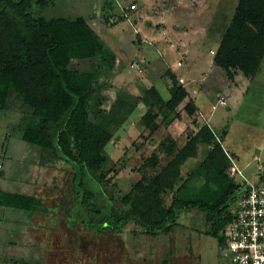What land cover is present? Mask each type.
<instances>
[{"label":"rangeland","instance_id":"obj_1","mask_svg":"<svg viewBox=\"0 0 264 264\" xmlns=\"http://www.w3.org/2000/svg\"><path fill=\"white\" fill-rule=\"evenodd\" d=\"M49 1L48 5L37 4L36 13L48 18L82 16L116 55L114 69L101 70L104 107L110 109L122 97L136 103L152 85L169 99L172 80L168 69L172 65L179 77L192 75L193 86L199 92L194 93L186 81L189 95L208 109V121L203 115L202 121L216 130L244 173L254 175L253 156L260 154L264 158V58L258 75L251 81L240 71L230 78L215 62L209 66L203 56L210 59L215 55L211 48L218 47L236 10L264 31V0ZM131 3H136L137 8L129 15L123 14V4ZM178 60L185 65L177 66ZM135 61L143 71L131 67ZM189 62L193 67L186 73ZM93 63L92 59L74 60V65L82 70L92 68ZM237 95L239 99L229 103ZM186 102L187 98L179 106L181 121L162 122L154 133L141 120L148 109L142 101L118 128L112 122L107 129L92 123L86 143L88 155L103 150L109 157L106 166L112 171V182L123 191L128 190L144 173H155L167 163L198 127V113L187 114ZM21 103L14 94L9 108L0 112V187L24 191L25 186L28 192L41 196L47 212L0 205V264H140V255L148 250L142 239L154 237L138 233L141 226L134 221L125 226L128 242L110 232L97 236L83 224V216H78L81 212L72 167L63 161L42 164L38 150L20 137L17 123L23 113ZM158 120L162 121L161 115ZM208 149V145L200 144L198 155L182 166L184 173L192 171ZM154 156L160 158L157 167L150 160ZM88 185L98 191L100 204L105 207L113 187L100 189L89 180ZM165 200L171 201L170 193ZM208 228L203 212L192 208L181 211L177 228L170 236L161 234L156 239L159 245L170 242L168 251H174L172 264H230L223 246L206 232ZM161 250L158 252L163 254Z\"/></svg>","mask_w":264,"mask_h":264},{"label":"trees","instance_id":"obj_2","mask_svg":"<svg viewBox=\"0 0 264 264\" xmlns=\"http://www.w3.org/2000/svg\"><path fill=\"white\" fill-rule=\"evenodd\" d=\"M49 3L0 0V111L9 108L12 95L21 99L23 113L17 123L20 137L38 150L42 164L63 161L72 167L79 203L86 210L82 219L96 233H120L134 221L147 234L158 235L177 226L181 211L199 208L209 225L206 232L222 246V230L233 217L231 202L238 183L228 173L229 155L233 153L207 122L199 124L158 171L144 173L126 191L112 182V171L106 166L109 157L103 150L88 155L86 143L92 123L103 129L112 122L118 128L143 101L148 109L141 120L154 133L162 122L171 124L181 119L179 106L189 96L187 87L168 69L172 80L169 99L153 85L136 103L117 98L107 109L101 96V70L114 69L116 55L82 16L48 18L36 13L37 4ZM123 11L128 15L132 9ZM263 57L264 31L236 10L215 52V64L230 78L238 71L252 77ZM75 59H92L94 63L92 68L82 70L74 65ZM184 110L194 115L198 106L190 98ZM200 144L209 146L205 157L192 171L184 173L182 166L198 155ZM150 160L159 166L160 158ZM88 180L100 189L113 187L105 207ZM168 193L169 203L165 200ZM0 205L30 212L43 209L37 195L1 187Z\"/></svg>","mask_w":264,"mask_h":264},{"label":"built area","instance_id":"obj_3","mask_svg":"<svg viewBox=\"0 0 264 264\" xmlns=\"http://www.w3.org/2000/svg\"><path fill=\"white\" fill-rule=\"evenodd\" d=\"M135 8L136 3L123 6L126 11ZM131 66L138 64L133 62ZM229 156L228 173L238 188L231 202L233 217L222 230V246L230 264H264V158L260 154L253 156L256 171L250 177Z\"/></svg>","mask_w":264,"mask_h":264},{"label":"crops","instance_id":"obj_4","mask_svg":"<svg viewBox=\"0 0 264 264\" xmlns=\"http://www.w3.org/2000/svg\"><path fill=\"white\" fill-rule=\"evenodd\" d=\"M123 6H124V4H123ZM122 11H123V9H122ZM124 12V11H123ZM129 15V14H128ZM220 43V42H219ZM218 46H219V44H218ZM218 48V47H217ZM217 48H211V52H216L215 50L217 49ZM206 60H207V64H209V66H210V63H213L214 64V55H213V57H210V59L209 58H207V56L205 55V56H203ZM264 58V57H263ZM263 61V60H262ZM190 62L192 63L193 62V60L191 61L190 60ZM186 63V65L188 66V68H187V70H185L186 71V73H187V71H188V69H190L191 67H193V64H191V63ZM135 63H137L138 64V66L137 67H134V69H136V68H138L139 69V71H143V67L141 66V64L139 63V62H137V61H135ZM184 66L185 65V63H183L182 61H179L178 60V62H177V66ZM132 67V66H131ZM133 68V67H132ZM169 69L172 71V72H174L176 75H177V77L179 78V79H181L182 80V82L184 83V85L187 87L188 85L186 84V81L191 85V87L194 89L193 90V92L195 93V92H199V90L197 91L194 87L195 86H193L194 85V83H193V81L192 80H194L193 79V77H192V75H190V74H188V75H184V77H179L178 76V74L176 73V71L173 69V67H172V65L171 66H169ZM260 69H261V66H260ZM260 69L258 70V72L254 75V76H252V77H250V79H251V81H253L254 79L253 78H255L257 75H258V73H259V71H260ZM190 72H192V71H189L188 73H190ZM242 73V72H241ZM237 74V73H236ZM236 74H235V76H236ZM240 74V73H239ZM243 74V73H242ZM190 75V76H189ZM248 77V76H247ZM184 78V79H183ZM195 78H198V77H195ZM250 79H248V80H250ZM196 80V79H195ZM200 79L198 78L197 79V81H199ZM234 84L236 85V87L238 88V83H235L234 82ZM153 86V85H152ZM156 86V85H155ZM157 87V86H156ZM150 88V87H149ZM158 88V87H157ZM228 88V87H227ZM226 88V89H227ZM231 88V87H230ZM159 89V88H158ZM160 90V89H159ZM161 92V91H160ZM190 92V91H189ZM190 94H191V92H190ZM239 96L240 95H237V96H235V98H230L229 99V103H231V101L232 100H238L239 99ZM190 98H192L194 101H195V99L192 97V95H189L188 97H187V100H189ZM211 99H214V98H211ZM143 102V101H142ZM138 103H140V101L138 102ZM138 103H137V105H138ZM144 103V102H143ZM195 103L197 104V106H198V125L199 124H201L202 122H206V121H202L203 119H202V115H203V117L204 118H206L207 119V121H208V118L206 117L207 116V114H208V112H207V107H205L204 109L195 101ZM229 103H228V105H229ZM145 104V103H144ZM216 104V103H215ZM217 105V104H216ZM145 106H146V104H145ZM214 106V105H213ZM213 106H212V109H213ZM135 110V109H134ZM0 112H3V111H0ZM145 113V112H144ZM143 113V114H144ZM210 113V112H209ZM142 114V115H143ZM211 114V113H210ZM182 118H183V115H182ZM181 121V119H177V121ZM176 121V120H175ZM208 124H210L209 122H207ZM212 127V126H211ZM213 128V127H212ZM214 129V128H213ZM195 130H197V128L195 129ZM215 130V129H214ZM216 131V130H215ZM218 135V134H217ZM218 138L222 141V139L220 138V136L218 135ZM232 153V152H231ZM18 182V181H17ZM18 184H20V185H22L21 183H18ZM2 188V187H1ZM3 189H5V190H8V191H18V190H13V189H6V188H3ZM24 189H26V190H24V191H20V192H24V193H29V194H35V195H37L38 197H40L41 198V196L38 194V193H36V192H34V191H29L28 192V190H27V188L24 186ZM42 199V198H41ZM79 200V199H78ZM43 201V209L42 210H39V212H47L46 211V208H45V206H44V200H42ZM169 203V202H168ZM78 205H79V209H80V214H78V216L79 215H82V213H85L84 212V207H82L81 205H80V203H79V201H78ZM2 206V205H1ZM3 207V206H2ZM4 207H9V206H4ZM9 208H17V207H12V206H10ZM18 209H20V208H18ZM191 210V209H190ZM190 210H186V211H190ZM28 212H30V211H28ZM34 212H36V211H34ZM79 212V211H78ZM80 217V216H79ZM81 218V220H82V222H83V224L85 225V223H84V221H83V219H82V217H80ZM128 225V224H127ZM127 225H126V228H127ZM86 226V225H85ZM86 227H88V226H86ZM88 228H90V227H88ZM126 228H124V230L122 231V232H120V233H112V232H110V231H106V232H110V234L111 235H118V236H120L121 237V239H122V242H123V240L125 241V242H128L129 241V237L127 236V231H126ZM176 228H177V226H176ZM90 229H92V228H90ZM93 230V229H92ZM176 230V229H175ZM93 232L95 233V235H97V236H101V235H104L106 232H104L103 234H98V233H96L94 230H93ZM130 233V232H129ZM138 233H146V232H144V230H143V228L141 227V229H140V231L138 232ZM170 233L172 234L173 232H171V231H163L162 233H160V234H158V235H152L154 238H152V239H146L145 237L142 239V240H145V242H146V245H147V247H148V250L146 251V252H144L143 254H141L140 255V259H139V263L140 264H172V256L174 255V251L173 250H171V249H169V251H168V246H169V244H170V242L168 241L167 243H165L164 245H159V243H158V241H157V236H160L161 234H168L169 236H170ZM147 234V233H146ZM148 241V243H147V241ZM127 245H128V243H125V246L127 247ZM159 248H161L162 250H161V252L163 251V254L162 253H160V252H158V249ZM168 253V254H167ZM165 254V255H164ZM130 255V254H129ZM129 258H130V256H129ZM192 264H194V263H192Z\"/></svg>","mask_w":264,"mask_h":264}]
</instances>
